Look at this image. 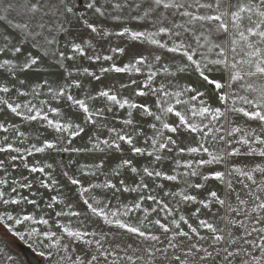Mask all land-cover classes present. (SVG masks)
Returning <instances> with one entry per match:
<instances>
[{"label": "snow or ice", "instance_id": "snow-or-ice-1", "mask_svg": "<svg viewBox=\"0 0 264 264\" xmlns=\"http://www.w3.org/2000/svg\"><path fill=\"white\" fill-rule=\"evenodd\" d=\"M109 20L119 22L118 31L108 30ZM113 36L129 43L102 55L97 49ZM85 57L92 64L111 62L100 67L101 75H139L146 68L133 95L155 99L134 101L107 85L78 98L72 89L83 84L74 76L101 81L77 63ZM161 75L172 79L154 86ZM257 77H264V0H0V120L21 117L56 133L27 148L4 136L0 153H16L12 162L46 150L99 154L73 174L63 173L67 193L51 197L48 218L10 210L21 200L36 201L11 195L17 181L0 179V226L14 236L24 229L48 249L53 264H264V86L250 82ZM137 84L130 77L120 88ZM98 100L104 103L94 106ZM120 109L126 118L117 115ZM241 118L247 128L236 122ZM10 130L12 141L23 143L16 123H0V131ZM81 134L88 143L72 147ZM10 166L0 159L6 176ZM52 167L24 163L31 173ZM41 186L49 184L42 180ZM193 189L206 194L198 199L200 193L189 194ZM188 204L200 207L186 216ZM217 205L212 216L225 227L198 215ZM62 217L76 218L78 226Z\"/></svg>", "mask_w": 264, "mask_h": 264}, {"label": "rangeland", "instance_id": "rangeland-1", "mask_svg": "<svg viewBox=\"0 0 264 264\" xmlns=\"http://www.w3.org/2000/svg\"><path fill=\"white\" fill-rule=\"evenodd\" d=\"M233 3L236 2V0H232ZM82 7V5H80ZM143 23V22H140ZM245 24H247V21H245ZM115 25V26H113ZM108 30L115 32L119 30V22H114V21H108ZM130 26L132 28L137 27V22H131ZM111 44L106 41L104 42L103 48H98L97 51L100 52L102 55L103 54H110L107 49L110 46L114 45H121V46H126L129 41H127L124 38H116V37H111ZM93 54L91 50H88L87 55ZM119 56V54H117ZM121 59L126 63L128 62V57H121ZM69 66L71 65V62H67ZM78 64H82L85 67H88L90 71L95 72L97 75H101L99 72V69L101 66H109L111 62H105L103 60L97 61L95 64H92V62L88 61L86 57L81 61H77ZM119 63V61H118ZM82 70V69H81ZM174 71V68L172 69ZM51 72H56L55 68L49 69ZM147 75V69L145 68L142 74H136V73H131V74H115V73H107L101 75V81L97 82L95 80H92L91 83H89V80L91 78L85 77V76H74V78L80 79L83 88L82 89H72V94L76 95L78 98H83L84 96L88 94H94L93 89L95 90H101L103 89L106 85L109 87H113L114 90H118L123 96L129 97L130 99L134 101H143V100H154V97L148 96V97H136L133 95V91L135 88L140 87L141 84L139 83L143 79L146 78ZM45 77V76H44ZM48 77V76H47ZM130 77L135 78L138 80V84L132 86V88H129L127 90L121 89L120 84H128L130 83ZM50 79L55 80V77H50ZM172 79L171 77H164L161 75L157 79V83L154 86H158L160 83H165L167 85L168 80ZM255 86H264V77H257L253 78L251 81ZM63 83V81H61ZM55 87V84H53ZM244 94V93H241ZM52 103L55 102L57 106V102L54 100H51ZM103 100H98L95 102H92L94 106H100L103 104ZM152 105L149 104V107ZM61 111L63 112L64 109L62 108ZM135 112V110H133ZM118 116H121V118H126L127 116V110L126 109H120L117 112ZM54 118V117H53ZM112 117L111 114H109V120L111 121ZM229 119H232V116L230 115ZM243 119L241 118L238 119L236 122L239 123L242 127L247 128V125L243 123ZM37 131L32 130L29 131L28 128L25 127V140L26 144H36L37 146H40L43 143V140L45 138L48 139H53L56 136V133L53 132L50 129H45L44 127L41 126L40 123L37 124ZM257 131H259L257 129ZM13 135V134H12ZM83 139L77 138L74 143L72 144V147H82L85 144L88 143L87 137L84 136V134H81ZM10 137V136H9ZM12 137V136H11ZM10 137V138H11ZM90 146V145H89ZM140 146H143V141L141 140ZM27 148V147H25ZM9 155L8 153H0V159L5 160L6 163L14 165V167H8V173L10 175L6 176L4 171H0V179H8L9 183L11 184V181L15 179L17 181V184L15 185L17 187V192L16 193H11V195L15 196L16 198H21V197H26L28 200H35L36 205H30L27 204L26 201L21 200V203L19 205H10L8 206L10 210L15 209V211H24V212H29L32 213L34 216H40L44 215L46 218H48L49 213L51 210L46 208V204L50 201L51 197L53 195H58L59 193H67V188L65 187V184L67 182V178L63 176V173L65 171H68L69 174H73L74 172L77 171L79 165L82 164H90L93 163V160L91 159L92 156L99 155L98 153H73V152H54V151H49L46 150L43 153H34L32 156H27L25 155L24 160L19 163L18 160L12 162L9 160ZM243 159V158H239ZM27 162L30 166H37V167H42L46 164H52V168H46L45 173H31L29 172L28 169L24 168V163ZM98 162V161H96ZM145 162V161H142ZM257 163H262V158L257 157L256 158ZM254 165H248V167H253ZM213 168L217 166H212ZM220 170L223 171V166H219ZM50 174V175H49ZM259 175V174H257ZM27 178L26 180L24 178ZM52 179H55L58 181L56 185H52L51 181ZM44 181V183L49 184L48 188L42 187L41 186V181ZM160 183H172V182H167V181H158ZM23 183H30L32 185L31 188H21L19 187L20 184ZM218 185V181H210L209 186L212 185ZM220 187H223L220 185ZM2 190H5L6 192H10V188L5 186ZM198 199L203 197L206 194V189L205 190H190L189 194H197ZM220 195H223V193H218ZM163 198V197H162ZM166 199V198H165ZM115 203V201L113 202ZM151 202H149L150 204ZM3 206H0L2 208ZM196 207H200L199 204H188L186 207H184L183 214L186 216L195 210ZM64 208V205H58L56 206V210H61ZM218 205L213 206L211 210L209 209H202L201 213L198 214L200 219H207L210 222L216 223L219 227H225V224L223 221L219 220V218H213L212 213H215L217 211ZM72 210H78L76 209L75 205L73 206ZM15 214V212H14ZM54 216V213H51ZM225 213L223 210L220 211L219 215L223 216ZM62 223L64 224H69L71 227H77L78 225L76 224V218H68V217H62L59 218ZM190 223L193 224V226H197L198 220L196 218H191ZM50 224L53 227L54 231L59 232V229L55 227V224L52 219H50ZM41 230H44L47 228V226H39ZM96 226L89 225V228L92 229ZM231 227V226H228ZM185 230H187V226H184ZM21 231V236H14L12 233L7 232L6 229H4L2 226H0V264H30L24 257L23 253L20 251V249L17 247L16 243H21L22 245L28 247L37 257V259L40 260V264H53V259L47 254L48 249L42 247L40 243H37L35 239L29 238L24 229H20ZM200 233L206 234L207 230L205 229H200ZM228 228H225V232L227 233ZM242 231V230H241ZM159 234V233H157ZM115 233H109V239H111ZM41 239H43L41 237ZM134 239V238H133ZM163 239V237H162ZM196 237H193V241H196ZM46 243V241H45ZM159 246V245H158ZM105 247H110L107 243L105 244ZM172 250L170 249L169 252ZM41 253H44L43 255ZM138 255L141 253H137ZM159 256V254H157ZM8 257H11V261L9 262ZM57 259H59V254H57ZM162 259V257H161Z\"/></svg>", "mask_w": 264, "mask_h": 264}, {"label": "crops", "instance_id": "crops-1", "mask_svg": "<svg viewBox=\"0 0 264 264\" xmlns=\"http://www.w3.org/2000/svg\"><path fill=\"white\" fill-rule=\"evenodd\" d=\"M43 78L44 79H50V77H47V76H45ZM31 86L32 85H29L28 88H26L25 90L26 91L30 90ZM0 95H3V94H0ZM209 95H211V93H209ZM25 99L30 100V99H32V97H31V95H29L27 97L17 98V102H21V101H23ZM41 99H48V98L46 96H42ZM35 102L38 104V101H35ZM49 102L52 104V106H56L55 102L52 103L51 100ZM50 116H51V114H50ZM36 122H37V124L40 123L38 121H36ZM36 122L23 121L21 117H15V116H11V115L7 116V117H4L2 120H0V123H16L17 127L23 132H25V127L28 128L29 131H32V130H36L37 131ZM14 135H15L14 132H12L11 130L9 132H7V133H5L3 131H0V145L3 144L4 136H8V137L12 136L13 137ZM10 137H9V142H13L14 143V147L25 148V147H29L31 145V144L27 145L25 139H24L23 143H21L20 140L12 141V137L11 138ZM8 154L9 155H7V157H9L10 155H16V153H8ZM18 161H19V163L22 162V160H19V159H18ZM8 170L9 169L7 168V171Z\"/></svg>", "mask_w": 264, "mask_h": 264}, {"label": "water", "instance_id": "water-1", "mask_svg": "<svg viewBox=\"0 0 264 264\" xmlns=\"http://www.w3.org/2000/svg\"><path fill=\"white\" fill-rule=\"evenodd\" d=\"M17 247L23 253L25 259L30 264H40V260L37 259L36 255L26 246L22 245L21 243H16Z\"/></svg>", "mask_w": 264, "mask_h": 264}]
</instances>
